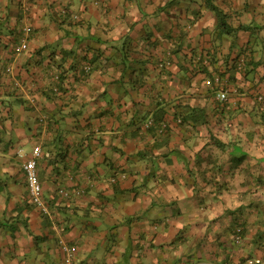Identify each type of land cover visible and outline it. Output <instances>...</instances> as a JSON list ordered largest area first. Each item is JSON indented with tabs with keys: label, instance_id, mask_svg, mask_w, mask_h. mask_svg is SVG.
<instances>
[{
	"label": "crops",
	"instance_id": "crops-1",
	"mask_svg": "<svg viewBox=\"0 0 264 264\" xmlns=\"http://www.w3.org/2000/svg\"><path fill=\"white\" fill-rule=\"evenodd\" d=\"M213 4L0 0V264H264V0Z\"/></svg>",
	"mask_w": 264,
	"mask_h": 264
},
{
	"label": "built area",
	"instance_id": "built-area-1",
	"mask_svg": "<svg viewBox=\"0 0 264 264\" xmlns=\"http://www.w3.org/2000/svg\"><path fill=\"white\" fill-rule=\"evenodd\" d=\"M30 0H24V6L27 7V4ZM31 33L30 27H25L23 29V36L21 38L20 44L16 47L17 54H20L28 49V38ZM89 68H86V72H89ZM57 80V77H56ZM215 83L219 84L220 80H214ZM212 81L208 80L206 85H211ZM218 99L222 102L226 101V94L219 93L217 95ZM33 102V101H32ZM152 123L147 122L146 126H150ZM42 148L41 143L37 142L34 147L32 154L24 161L22 165V170L25 175V181L27 186L28 197L32 205L42 214H49V206L47 201L43 196L42 186L38 177V160L42 157ZM58 194L65 198L70 199L71 197L83 194L82 190L76 189L73 192L68 191L62 187H58ZM60 250L64 257V264H75L74 258L77 253V247L74 245H70L66 243L64 240H60L59 242ZM250 264L253 261H248Z\"/></svg>",
	"mask_w": 264,
	"mask_h": 264
},
{
	"label": "trees",
	"instance_id": "trees-1",
	"mask_svg": "<svg viewBox=\"0 0 264 264\" xmlns=\"http://www.w3.org/2000/svg\"><path fill=\"white\" fill-rule=\"evenodd\" d=\"M206 1H208V7H210V9L218 16L220 26H223V24H225V22L223 20V15H221L219 9L216 6H214L213 0H206ZM86 73H88V72H86ZM61 80H62V77L58 75L57 80H55L56 83H58L55 85L56 90H58V88H60L59 86L61 85L60 84ZM259 107L262 110L261 115H260V124L262 123L264 125V100L260 103Z\"/></svg>",
	"mask_w": 264,
	"mask_h": 264
}]
</instances>
